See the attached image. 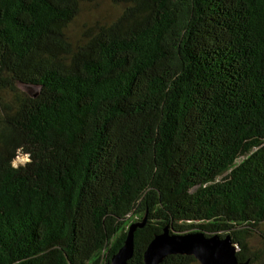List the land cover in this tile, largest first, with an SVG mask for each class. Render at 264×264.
I'll use <instances>...</instances> for the list:
<instances>
[{"label":"trees","instance_id":"obj_1","mask_svg":"<svg viewBox=\"0 0 264 264\" xmlns=\"http://www.w3.org/2000/svg\"><path fill=\"white\" fill-rule=\"evenodd\" d=\"M94 2L0 0V264H107L144 216L129 264L166 227L264 264V0H109L71 36Z\"/></svg>","mask_w":264,"mask_h":264},{"label":"water","instance_id":"obj_2","mask_svg":"<svg viewBox=\"0 0 264 264\" xmlns=\"http://www.w3.org/2000/svg\"><path fill=\"white\" fill-rule=\"evenodd\" d=\"M34 96L35 94L32 95ZM145 221L146 216L129 225L122 246L107 264H129L133 255V234ZM236 250L229 236L206 237L199 232L174 234L166 227L147 245L142 264H163L164 259L170 255L192 256L199 264H247L237 260Z\"/></svg>","mask_w":264,"mask_h":264},{"label":"rangeland","instance_id":"obj_3","mask_svg":"<svg viewBox=\"0 0 264 264\" xmlns=\"http://www.w3.org/2000/svg\"><path fill=\"white\" fill-rule=\"evenodd\" d=\"M115 10L111 8L109 0H95L93 7L85 8L81 14L76 18L75 22L72 24V27H70L69 32L70 35H75L78 28L91 20L94 19H109L111 16L115 14ZM21 89L28 95L32 96L36 93V89L34 87H21ZM241 160V159H240ZM29 161V158L27 155L17 153V156L13 160L12 164L13 166L22 165ZM139 222V219H135L131 221L130 223ZM127 231V228L124 229L123 232ZM251 245L255 249H263L264 248V241L259 236H255V238L252 240Z\"/></svg>","mask_w":264,"mask_h":264}]
</instances>
